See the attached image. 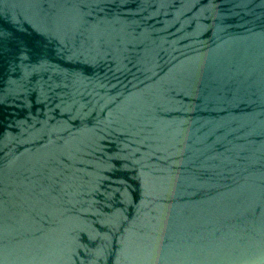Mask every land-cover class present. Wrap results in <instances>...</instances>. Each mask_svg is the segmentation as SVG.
Returning a JSON list of instances; mask_svg holds the SVG:
<instances>
[{
  "label": "water",
  "instance_id": "obj_1",
  "mask_svg": "<svg viewBox=\"0 0 264 264\" xmlns=\"http://www.w3.org/2000/svg\"><path fill=\"white\" fill-rule=\"evenodd\" d=\"M0 264H264V0H0Z\"/></svg>",
  "mask_w": 264,
  "mask_h": 264
}]
</instances>
